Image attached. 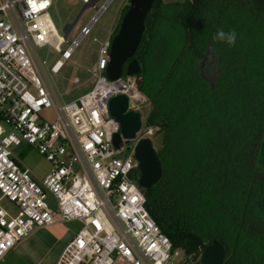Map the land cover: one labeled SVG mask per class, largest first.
<instances>
[{
	"label": "trees",
	"instance_id": "16d2710c",
	"mask_svg": "<svg viewBox=\"0 0 264 264\" xmlns=\"http://www.w3.org/2000/svg\"><path fill=\"white\" fill-rule=\"evenodd\" d=\"M221 28L234 45L214 38ZM168 34L179 45L169 60ZM211 49L214 84L197 69ZM134 59L151 105L145 128L162 137L146 211L190 264L213 240L222 264H264V0H155Z\"/></svg>",
	"mask_w": 264,
	"mask_h": 264
},
{
	"label": "built area",
	"instance_id": "2783aa9c",
	"mask_svg": "<svg viewBox=\"0 0 264 264\" xmlns=\"http://www.w3.org/2000/svg\"><path fill=\"white\" fill-rule=\"evenodd\" d=\"M52 6V0H0V264L34 228L70 222L81 228L56 264H175L183 254L173 251L145 209L133 153L120 157L123 148L116 150L112 142L120 127L108 102L124 95L128 111L136 112L131 104L142 98L136 78L123 73L108 80V37L99 42L92 89L63 103L48 74L61 71L97 16L67 42L51 22ZM66 42L68 47L61 50ZM46 47L61 54L50 68L36 54ZM72 82L79 84V79ZM46 110H52L53 121L41 120ZM154 130L141 126L137 135L149 139ZM23 143L50 163L42 179L34 178L11 151ZM49 197L55 210L47 203ZM3 200L13 210L3 208Z\"/></svg>",
	"mask_w": 264,
	"mask_h": 264
},
{
	"label": "rangeland",
	"instance_id": "374dc122",
	"mask_svg": "<svg viewBox=\"0 0 264 264\" xmlns=\"http://www.w3.org/2000/svg\"><path fill=\"white\" fill-rule=\"evenodd\" d=\"M163 2L164 4L182 3L181 0H163ZM52 3L49 17L58 35L65 36L64 27L72 24L77 19L66 35L67 42L77 39L81 29L88 26L92 19L97 16L90 33L81 39L79 46L71 57L64 62L61 71L56 75L48 74L49 81L61 101L70 103L92 89L94 82L91 79V71L97 60L99 42L108 37L111 39L128 0H99L93 6H88L83 12L84 4L80 0H52ZM105 3H107L106 7L98 14L97 9L103 7ZM164 39L169 43L170 53L167 57V60H169L175 55L179 45L176 40L171 43L172 38L169 34ZM67 42L61 45V50L68 47ZM161 48L163 47L159 46V50ZM36 54L41 61L47 62L48 68L61 58L60 53L48 47L36 49ZM74 78L79 79V84H73ZM141 96L142 98L132 103L131 107L140 114L144 129L151 111V105L142 94ZM40 117L41 120L51 122L53 121V112L52 110L43 111L40 113ZM139 139L140 134L131 142H123V151L120 157L133 153L134 146ZM149 139L153 149L158 152L162 147L161 135L154 130ZM11 151L21 161L22 165L31 171L34 178L42 179L48 174L50 163L38 153L35 147L23 143L19 147H11ZM47 203L50 209H56L53 198L49 197ZM1 206L7 210H13L12 205L7 200H3ZM80 228V224L76 222L57 223L49 227L34 228L26 238L7 253L1 264H56L65 247L75 237ZM175 264H190V261L180 255Z\"/></svg>",
	"mask_w": 264,
	"mask_h": 264
},
{
	"label": "water",
	"instance_id": "95a60500",
	"mask_svg": "<svg viewBox=\"0 0 264 264\" xmlns=\"http://www.w3.org/2000/svg\"><path fill=\"white\" fill-rule=\"evenodd\" d=\"M98 1L92 0V4L89 6H93ZM153 3L154 0H129L127 11L121 19L119 29L111 39L109 62L105 70V75L109 81L118 80L123 72L127 77L135 78L140 74L141 68L137 60L134 59V55L140 46L145 32V21L152 11ZM87 7L84 6L82 12ZM76 20L64 27V39H66L67 33ZM210 55L205 56L197 64V69L203 80L214 84L220 75L219 59L214 54L215 66L210 67L208 60ZM108 111L120 127V133L115 134L112 141L114 148L119 150L123 142L128 143L136 138L142 126L141 116L138 112L128 111V100L124 95L111 98L108 102ZM133 156L140 173L138 186L142 190H147L154 186L162 175L161 163L150 139L138 140L133 149ZM225 254L226 248L224 245L217 240H213L202 251L199 261L200 264H222Z\"/></svg>",
	"mask_w": 264,
	"mask_h": 264
},
{
	"label": "clouds",
	"instance_id": "9594fccd",
	"mask_svg": "<svg viewBox=\"0 0 264 264\" xmlns=\"http://www.w3.org/2000/svg\"><path fill=\"white\" fill-rule=\"evenodd\" d=\"M214 38L218 39V40L225 41L227 43V45L232 46V45L235 44L237 36H236V32L234 30L225 32L221 28V29L217 30L216 35H215ZM214 52H215V49H211V53L213 55H210L209 58H208L210 67H214L215 66L214 65Z\"/></svg>",
	"mask_w": 264,
	"mask_h": 264
},
{
	"label": "flooded vegetation",
	"instance_id": "af4514ba",
	"mask_svg": "<svg viewBox=\"0 0 264 264\" xmlns=\"http://www.w3.org/2000/svg\"><path fill=\"white\" fill-rule=\"evenodd\" d=\"M155 1V0H154ZM162 3H164L163 2V0H160ZM182 2H185V1H188V0H181ZM154 4V3H153ZM128 5H129V0H128V4L125 6V8H128ZM125 8L123 9V11L125 10ZM153 8V7H152ZM123 11H122V13H123ZM126 11H127V9H126ZM126 11L123 13V15L126 13ZM122 13H121V15H122ZM120 15V16H121ZM123 17V16H122ZM122 17H121V19H122ZM120 22H121V20H120ZM118 25V24H117ZM119 25H120V23H119Z\"/></svg>",
	"mask_w": 264,
	"mask_h": 264
},
{
	"label": "crops",
	"instance_id": "0c3cea01",
	"mask_svg": "<svg viewBox=\"0 0 264 264\" xmlns=\"http://www.w3.org/2000/svg\"><path fill=\"white\" fill-rule=\"evenodd\" d=\"M20 242H21V241H20ZM20 242H19V243H20ZM19 243H18V244H19Z\"/></svg>",
	"mask_w": 264,
	"mask_h": 264
}]
</instances>
